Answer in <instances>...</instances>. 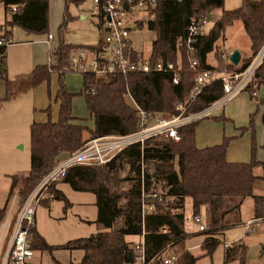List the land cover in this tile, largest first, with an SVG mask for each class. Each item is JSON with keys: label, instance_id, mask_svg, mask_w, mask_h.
Returning a JSON list of instances; mask_svg holds the SVG:
<instances>
[{"label": "trees", "instance_id": "trees-1", "mask_svg": "<svg viewBox=\"0 0 264 264\" xmlns=\"http://www.w3.org/2000/svg\"><path fill=\"white\" fill-rule=\"evenodd\" d=\"M84 1L66 0L64 20L59 26L60 44L53 50L50 64H39L31 72L21 73L15 78H9L7 70L0 67V76L6 82V93L0 101L11 99L45 80L49 81L52 72L59 73L60 83L56 95L61 100L58 120L49 118L31 124L30 170L24 176L18 173L12 176L10 196L15 186L18 194L12 223L29 192L58 160L80 148L92 137L125 134L138 128L140 115L126 101V93L142 109L162 114L172 113L176 103L186 100L196 74L188 67L183 44L192 17H201L214 8H222L213 25L207 31L200 32L194 41L200 67H214L207 63V54L213 50L218 65L224 63L217 41L235 19L242 21L250 47L236 65L227 63L229 67L239 71L245 69L264 42V0H241L238 7L231 9L223 8L224 0H156L153 6H149L145 17L137 22V27L145 26L155 31L149 59L152 63L159 57L164 62H173L178 68V83L172 82V72L158 70L127 74L83 73L84 85L79 93L85 96L89 112L94 116L95 126L91 128L77 122L73 115V97L76 94L69 90L65 82L71 52L87 47L66 42L63 37L73 17L69 6L72 3L80 5ZM4 3L6 7L17 6L6 20L8 30L4 35H11L14 26H20L29 33L49 32L50 0H4ZM95 23L98 25L97 19ZM6 50L7 45L0 46V62ZM127 52H131L134 59H144L141 51L132 48ZM263 76L264 58L245 87L252 96L255 87L263 81ZM222 93V81L212 80L201 89L188 110L201 109ZM196 122L180 126L178 140L168 136H151L143 143L127 145L107 162L70 166L63 179L53 182L47 190L52 197L62 199L65 193L57 184L68 182L76 190L95 193L98 208L95 221L99 230L61 245H52L33 226L32 247L35 250L56 247L83 249L82 264H132V248L126 236L140 237L144 231L147 256L154 254L165 243L173 242L179 250L177 264H194L195 257L185 248L188 236L184 226L186 197L191 199L193 213L203 210L206 214L208 229L203 232L206 235L202 245L208 254L221 242L220 234L240 221V206L245 197H253L254 217L264 216V196L253 193L254 167L257 163L254 159L255 139L252 138L250 161H228L225 152L230 138L225 136L219 144L197 147L194 134ZM249 125L252 127V120ZM152 193H156V196H152ZM143 198L150 207V212L146 214L141 212ZM6 212L7 206L0 208V221ZM162 225L167 226L166 232L159 230ZM234 258L239 259V264H247L244 243L225 246L224 261Z\"/></svg>", "mask_w": 264, "mask_h": 264}, {"label": "built area", "instance_id": "built-area-1", "mask_svg": "<svg viewBox=\"0 0 264 264\" xmlns=\"http://www.w3.org/2000/svg\"><path fill=\"white\" fill-rule=\"evenodd\" d=\"M156 0H94L93 16H96L98 27L103 32L102 40L98 47H80L73 50L70 55L69 71L95 72V73H122L139 71H163L172 72L171 80L178 83V68L173 62H164L159 57L154 63L149 56L144 59H134L131 56L133 48L131 34L137 27V22L146 15L149 6H153ZM0 4L5 7L4 0ZM11 13L17 9L16 5L6 7ZM136 14L140 17H135ZM133 19V20H132ZM206 22L205 15L201 17H192L187 26V34L183 44L187 53L188 67L194 71L195 79L190 93L185 101L178 102L174 106V111L170 114L150 112L142 109L132 99L133 108L140 115L138 128L125 134L101 135L90 138L80 148L71 151L66 156L58 160L53 168L32 188L26 197L24 203L13 223L9 226L6 240L0 246V264H32L35 249L31 245V228L36 224V210L40 198L44 191L56 181H61L66 175L68 168L74 164H97L111 160L119 151L129 144L135 142L143 143L151 136L172 137L179 139L178 128L184 124L190 123L207 115H210L214 109L221 106L224 101L234 94L245 90L246 85L253 79L254 74L264 58V42L250 63L243 70H222L217 67H200L195 54L194 41L196 36L202 32L203 24ZM53 38V33H48V42ZM11 43V36H0V46ZM52 52L48 64L52 62ZM215 79L222 81L223 93L219 98L212 101L209 105L197 109L188 110V106L198 95L201 89L209 82ZM257 90H253L256 95ZM156 196V193H152ZM145 194L142 193V197ZM16 203V195L10 197V210ZM142 214L150 212V207L142 199ZM255 220H264V216L254 218ZM193 222L197 225L196 232H204L208 229L200 213H193ZM252 220L247 221L249 225ZM8 225V219L4 221V226ZM167 226L162 225L159 230L167 231ZM142 232L139 239L131 246L132 264H177L179 255L178 248L173 242L165 243L154 254L147 256L145 241ZM210 240V238H209ZM224 246L231 243L223 242Z\"/></svg>", "mask_w": 264, "mask_h": 264}, {"label": "rangeland", "instance_id": "rangeland-1", "mask_svg": "<svg viewBox=\"0 0 264 264\" xmlns=\"http://www.w3.org/2000/svg\"><path fill=\"white\" fill-rule=\"evenodd\" d=\"M50 3L52 6L51 15L54 17L57 16V20L50 22L48 33H53L55 35L54 40L60 41L61 34L59 26L64 19V13L67 7L66 2H64V0H50ZM233 3L235 2H232V0H225L224 7L231 8L234 5ZM94 5V0H85L80 5H76L75 3L70 4L69 12L73 17L69 20L67 29L63 34L66 42L82 45L100 43L103 32L95 23L96 16H93L92 12ZM220 14L221 8H215L214 10L208 12L205 15L206 22L203 24V30L207 31ZM139 15L142 14H136L135 17H138ZM10 17L11 13L3 4H0V26H4L2 28L3 30L0 29V36H3L4 29L7 27L5 25L6 19H9ZM236 22L237 25L234 23L228 29L229 40H240L242 39V34L244 38L246 37L245 32L243 31L242 23L240 21ZM8 28L11 29V27ZM141 32H144L143 50L144 55H147L151 51L152 35L145 26L141 28ZM48 33H29L20 26H14L12 28L11 41H14V43H9L7 46V50L4 53L6 56L4 60H6L1 61L3 64L0 66L8 70L7 72L9 78H15L21 73H29L34 69L33 61L36 59V51L38 50L40 43L34 42L33 39L38 41V39L47 37ZM42 59L44 58H41V60ZM225 62L226 61L222 63L224 64L223 66L221 64L220 66L218 65L217 68L224 71L236 70L229 67ZM67 81L68 85L75 89H79L78 92L82 90V72L69 71ZM5 93L6 82L5 79L0 76V97L4 96ZM25 102L22 104L21 108H17V102L4 103L3 101H0V140L3 143H11L13 150L8 155L11 159L10 166L15 167L18 174L22 176L28 173L31 166L30 123L32 124L34 121L33 119L35 113L33 106L31 105L29 108L28 104ZM74 111L77 115L85 117L89 126L93 128L95 122L94 119L90 117L89 108L83 94L78 93L77 100L74 105ZM14 116L19 118H10ZM174 164L175 167H177L176 160L174 161ZM58 186L65 193V197L62 199L54 198L48 190L44 191L40 198V202L38 203L35 217L37 229L52 245H61L71 239L88 236L97 229V223L95 221L86 220L96 217V206L94 204L96 195L92 192L76 190L68 182H63ZM260 188L264 189V184L261 185ZM13 194L16 195L17 205V189ZM250 202H252L251 196L245 199L244 204H250ZM248 212L250 213V207L248 208ZM184 214V226L185 229L190 232L188 238L194 237L192 240H199L202 234L200 232H196L197 225L192 221L193 213L190 205V198L185 199ZM200 214L206 222L207 217L205 212L202 210ZM246 223L247 222L245 220L244 224L233 226L225 231L223 235L220 234L222 236L220 237L221 242L218 243L212 254L206 253V249L204 247L205 253L201 251L200 248L193 249L192 253L196 257L194 264H228L227 261H224L225 247L223 246V242L225 241L231 243V240H234L238 235H240V237L244 235L246 236L244 238L247 245L245 247L246 263L264 264V254H262L263 250L261 247L259 248V243L264 241V220L254 221L252 225H247ZM248 226H251L250 230L252 229L250 233L248 232ZM82 256L83 250L81 249H68L62 247H56L51 250L37 249V251H35V256L33 257V262L34 264H82ZM229 264H238V260H232Z\"/></svg>", "mask_w": 264, "mask_h": 264}, {"label": "crops", "instance_id": "crops-1", "mask_svg": "<svg viewBox=\"0 0 264 264\" xmlns=\"http://www.w3.org/2000/svg\"><path fill=\"white\" fill-rule=\"evenodd\" d=\"M64 2H66V0H64ZM232 2H235V3H233L234 5L231 8H235V6L238 7L241 4V0H232ZM224 3H225V0H224ZM224 3H223V8H225ZM217 8H220V7H217ZM231 8H225V9H231ZM51 10H52V6L50 3V9H49L50 22L57 20V16L54 17L51 15ZM221 11H222V8H221ZM142 17L144 18L145 14H143ZM236 21H240L242 23L241 20L235 19L230 25L226 27L224 36L217 41V45H218L217 48L221 53L220 55L221 58L224 61H226L225 63L230 62L229 53L233 49L239 50L240 58L242 55H245L249 52L250 40H249L247 33L244 30V27H243V31L245 32V36H246L245 38L243 34H242V39L240 40L239 39L229 40L228 38V29L234 23H236L235 25H237ZM242 26H243V23H242ZM3 27L0 26V29L3 30L2 29ZM6 28L4 29V33L6 32V30H8ZM141 28L136 27V29L133 30L131 34V40H132L133 49L143 52V55H144V50H143L144 32H141ZM148 30L152 35L151 39L154 40L156 37L155 31L150 30V29ZM148 35L150 36L149 33ZM10 36H12V34ZM47 39H48V35L47 37L43 39H38V41H35L36 39H33L34 42L40 43L38 50L36 51L37 52V56L35 55L36 59L35 61H33L34 62L33 68H35L39 64H48L49 58H50V51L56 49L60 44V41L54 40L55 39L54 34H53L52 40L50 39V41L48 42ZM12 43H14V41H11L10 44ZM92 45H98V44L87 45V47H90ZM90 48H93V47H90ZM149 54L144 55V57L149 56ZM5 57H3L2 61L4 60ZM41 58H44V59L41 60ZM207 63L217 67L218 60L215 57L214 50L207 54ZM1 64H3V62L2 63L0 62V66ZM68 75H69V72H67L65 75V82L69 90L76 94L73 97V115L77 118L76 119L77 122L89 125L85 117H81L77 115L74 111V105L77 100L79 89H75L71 87L70 85H68V81H67ZM82 82L84 85L83 73H82ZM59 88H60L59 73L52 72L51 78L49 81L45 80L41 82L40 84L36 85L35 87H33L31 90L20 93L18 96H15L3 102L4 103L5 102H8V103L17 102V108H21L22 104L27 100L25 103L28 104L29 108L31 105L33 106V109L35 112L34 119H33L34 121L44 122V121H47L49 118H51L53 121H57L59 118V110H60V103H61V100L57 99L56 97ZM255 88L257 90L255 96H252L247 89L242 90L234 94L233 96L227 98L224 101V103L221 106L214 109V111L210 115L197 119L194 134H195V144L197 145V147H205V146L219 144L222 142L225 136L229 137L230 139L228 141L226 152H225V156L228 161H246V162L250 161L252 158V138H254L255 143H256V147L254 151L255 152L254 159L256 160L257 163L254 167V172L256 174V177L253 182V193L264 196V189L260 188L261 185L264 184V76H263V81ZM125 98L128 103L132 104V99L129 95H126ZM90 117L94 119V116L91 113H90ZM10 118L17 119L19 117L14 116ZM251 120H252V127L249 125ZM94 122H95V119H94ZM242 128H245V129L242 130ZM12 150L13 148L11 147V143H3L0 140V208L7 206V212L4 218L0 221V246H2L6 240L9 226L12 223L14 211L16 208L15 206L16 203H15L12 209L10 210V204H9L10 197H11L10 191L12 189V176L18 173L15 167L10 166L11 159L8 155L10 154V152H12ZM61 183L63 182H59L57 186ZM13 189L15 192L16 186ZM85 192H90V191H85ZM247 197H250V196H247ZM247 197L243 199L241 206H240V221L226 228L221 235H223L225 231H227L229 228L233 226L244 224L245 220L246 222L249 220H252L250 225H252L254 221H262V220L254 219L255 218L254 217V201H253L252 196H251L252 202H250V204H244V201ZM186 198H189V197H186ZM94 204L96 206V217H97L98 208L96 205V198L94 200ZM190 205H191V199H190ZM249 207H250V213L248 212ZM191 209H192V206H191ZM96 217L95 218L93 217L92 219H86V220L95 221ZM7 219H8V225L4 226V221ZM35 226L37 227V222ZM250 227L251 226H248L249 233L252 230V229L250 230ZM96 228H97L96 231H98L99 230L98 225ZM200 233L202 234V236L201 237L199 236L200 237L199 240L198 239L192 240L194 239V237L188 238V236L190 235V232H188V236L185 239V248L194 257L195 255L192 253L193 249L200 248L201 251L203 252L205 250L203 248L202 241L206 233H203V232H200ZM221 235L219 237H222ZM238 236H236V238L234 237L235 238L234 240H231L232 241L231 245L234 243L241 242V243H244L246 247L247 245L244 241V238L246 236L245 235L242 237H240V235ZM126 239L130 243V246H132L139 239V236L128 234L126 236ZM260 247L263 250L262 254H264V241L259 243V248ZM215 249L216 247L210 254H212L215 251ZM83 255H84V250H83ZM232 260L233 261L238 260V264H239L238 258L231 259L227 261V263L228 264L231 263ZM32 264H34L33 259H32Z\"/></svg>", "mask_w": 264, "mask_h": 264}, {"label": "water", "instance_id": "water-1", "mask_svg": "<svg viewBox=\"0 0 264 264\" xmlns=\"http://www.w3.org/2000/svg\"><path fill=\"white\" fill-rule=\"evenodd\" d=\"M229 60L232 64L236 65L240 60V52L238 49H233L229 53ZM131 259H132V252H131Z\"/></svg>", "mask_w": 264, "mask_h": 264}]
</instances>
